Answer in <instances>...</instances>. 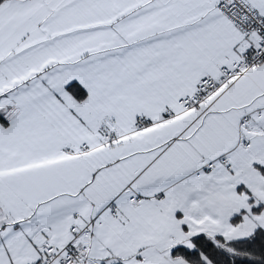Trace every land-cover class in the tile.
Listing matches in <instances>:
<instances>
[{
    "label": "snow or ice",
    "instance_id": "obj_1",
    "mask_svg": "<svg viewBox=\"0 0 264 264\" xmlns=\"http://www.w3.org/2000/svg\"><path fill=\"white\" fill-rule=\"evenodd\" d=\"M0 264H264V0H0Z\"/></svg>",
    "mask_w": 264,
    "mask_h": 264
}]
</instances>
